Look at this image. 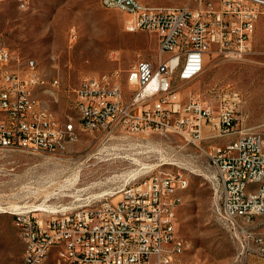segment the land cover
I'll return each instance as SVG.
<instances>
[{
    "label": "built area",
    "instance_id": "1",
    "mask_svg": "<svg viewBox=\"0 0 264 264\" xmlns=\"http://www.w3.org/2000/svg\"><path fill=\"white\" fill-rule=\"evenodd\" d=\"M16 1L21 9L32 2ZM100 1L107 9L126 14L127 30L154 34L157 58L138 60L126 77L120 69L83 77L72 88L75 120L72 115L54 116L40 96L50 91L57 100L58 76L42 73L33 58L21 64L20 56L1 48L0 148L60 153L68 138L79 139L81 129L106 137L151 130L180 134L207 152L218 171L220 218L226 227L243 234L242 246L250 249L249 226L256 216L264 215L260 131L239 127L244 117L239 114L238 90H223L214 103L193 92L185 95L181 89L204 71L213 46L228 50L232 58L250 49L264 15V0H199L197 7ZM183 180L182 173L159 169L136 185H125L110 199L80 208L50 211L46 217L38 216L34 207L14 210L26 244L24 259L14 264H39L44 244L50 241L61 245L67 264H184L180 242L185 240L178 217L173 216L180 204L174 190ZM246 180L255 182L251 193L243 192ZM255 241L264 251L263 238Z\"/></svg>",
    "mask_w": 264,
    "mask_h": 264
},
{
    "label": "rangeland",
    "instance_id": "2",
    "mask_svg": "<svg viewBox=\"0 0 264 264\" xmlns=\"http://www.w3.org/2000/svg\"><path fill=\"white\" fill-rule=\"evenodd\" d=\"M142 1L157 6L199 5V0ZM125 18L100 0H32L27 9L19 8L16 0H2L0 49L20 56L21 64L33 58L42 73L58 76L57 100L45 93L40 96L59 116L72 115L76 120L72 88L83 77L113 69L126 77L135 62L159 54L156 36L127 30ZM229 88L242 96L239 114L244 119L239 127L264 134V15L243 56L232 58L228 50L213 46L204 71L185 82L181 91L215 103ZM159 169L181 170L190 180L178 209V228L186 244L184 264H264V251L255 241L261 237L264 244V215L250 224L253 241L247 249L242 246L243 234L226 227L220 218L218 171L203 148L169 131L106 137L86 129L60 153L0 148V264H14L23 256L14 210L39 208L38 216L46 217L50 211L80 208L110 199L125 185H136ZM45 264H57L56 250Z\"/></svg>",
    "mask_w": 264,
    "mask_h": 264
},
{
    "label": "bare ground",
    "instance_id": "3",
    "mask_svg": "<svg viewBox=\"0 0 264 264\" xmlns=\"http://www.w3.org/2000/svg\"><path fill=\"white\" fill-rule=\"evenodd\" d=\"M101 3L106 8L105 1H101ZM42 93H45V94L51 96V92L50 91H42ZM53 115L54 116H59L54 109H53ZM260 139H261V141H264V134L261 133V132H260ZM73 140H75V138H68L67 139V144L70 141H73ZM66 147L67 146H60V152L64 151ZM136 161H138V160H136ZM174 173H182L185 176V180H183V185L180 186V187H176L175 190H174V197H177V201L180 202V204H179V207H180V205L183 202L184 193L187 190V188L189 187L190 180H189L188 175L185 172H182L181 170L174 171ZM253 189H255V182L253 180H246V183L243 185V192L244 193H251L253 191ZM112 195H114V194H112ZM179 207L173 209V216H177L178 217V209H179ZM14 224H15L17 230H18L19 237L21 238V240H22V242L24 244L23 256L20 259V260H23L24 259V255L26 254L25 237H22V230H21L20 227H18V225H16V220H14ZM180 249L183 250V253H184V251L186 249L185 242H180ZM53 250H56V253H57V264H61V263L67 264V254L63 251V249L61 248V245H58L57 241H50V243L44 244V247H43V256L44 257L40 258L39 264H45L46 261L48 260L49 256H50V253ZM17 264H23V263H17Z\"/></svg>",
    "mask_w": 264,
    "mask_h": 264
},
{
    "label": "crops",
    "instance_id": "4",
    "mask_svg": "<svg viewBox=\"0 0 264 264\" xmlns=\"http://www.w3.org/2000/svg\"><path fill=\"white\" fill-rule=\"evenodd\" d=\"M247 131H250L249 129H246ZM237 136V135H236Z\"/></svg>",
    "mask_w": 264,
    "mask_h": 264
}]
</instances>
